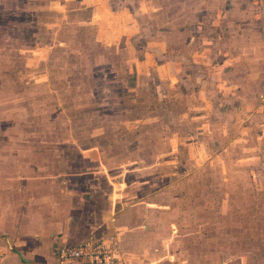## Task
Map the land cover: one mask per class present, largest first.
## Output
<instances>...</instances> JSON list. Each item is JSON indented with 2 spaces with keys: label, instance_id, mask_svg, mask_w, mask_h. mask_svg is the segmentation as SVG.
<instances>
[{
  "label": "rangeland",
  "instance_id": "obj_1",
  "mask_svg": "<svg viewBox=\"0 0 264 264\" xmlns=\"http://www.w3.org/2000/svg\"><path fill=\"white\" fill-rule=\"evenodd\" d=\"M112 233L264 264V0H0V264Z\"/></svg>",
  "mask_w": 264,
  "mask_h": 264
},
{
  "label": "built area",
  "instance_id": "obj_2",
  "mask_svg": "<svg viewBox=\"0 0 264 264\" xmlns=\"http://www.w3.org/2000/svg\"><path fill=\"white\" fill-rule=\"evenodd\" d=\"M55 264H131L116 234L55 246Z\"/></svg>",
  "mask_w": 264,
  "mask_h": 264
},
{
  "label": "crops",
  "instance_id": "obj_3",
  "mask_svg": "<svg viewBox=\"0 0 264 264\" xmlns=\"http://www.w3.org/2000/svg\"><path fill=\"white\" fill-rule=\"evenodd\" d=\"M112 209H113V204H112L111 206H109V211H106L105 215L102 216V219H104V220H101V222H102L103 224H105L106 219L109 217V218H108V221L111 223V225H112L115 229H117V227L114 225L115 222L112 223V221H111V219H110L111 216H112V214H113ZM115 221H117L116 217H115ZM114 228H113V229H114ZM72 231H76V227H74V228H68V236H69V234H71ZM69 238H70V237H69ZM72 240H76L75 242L78 241L77 239H72ZM27 260L30 262L29 259H27ZM47 263L49 264V262H46V263H44V264H47ZM55 263H56V261H53L52 264H55ZM30 264H31V262H30Z\"/></svg>",
  "mask_w": 264,
  "mask_h": 264
},
{
  "label": "water",
  "instance_id": "obj_4",
  "mask_svg": "<svg viewBox=\"0 0 264 264\" xmlns=\"http://www.w3.org/2000/svg\"><path fill=\"white\" fill-rule=\"evenodd\" d=\"M26 263H27V264H29V261H28V260H26Z\"/></svg>",
  "mask_w": 264,
  "mask_h": 264
}]
</instances>
